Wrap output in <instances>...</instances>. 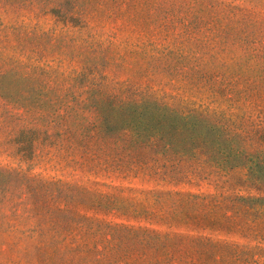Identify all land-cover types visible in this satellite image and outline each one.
I'll return each mask as SVG.
<instances>
[{"label":"rangeland","instance_id":"1","mask_svg":"<svg viewBox=\"0 0 264 264\" xmlns=\"http://www.w3.org/2000/svg\"><path fill=\"white\" fill-rule=\"evenodd\" d=\"M59 1L64 8L78 4L74 0H0V167L16 169L25 178L60 180L63 184L55 186L67 201H61L62 195L54 197L57 190L48 187L45 192L51 197L41 191L46 207L40 201L32 205L24 198L25 184L17 186L10 180L11 203L0 196V264H167L168 260L178 264L192 259L264 264V236L258 234V229L264 233L263 212L244 215L236 227L222 219L221 209L208 205L204 215L201 208L175 209L169 205L171 195L163 194H219L215 200L221 194L264 195L261 187L238 185L240 169L230 171L219 187L206 182L156 184L145 177L115 175L77 150L69 153L41 143L31 144L24 152L13 142L18 129L31 125L30 113L20 105L31 101L33 89L45 86L35 65L58 64L67 74L95 62L110 84L150 79L153 87L175 93L171 87L177 86L182 96L195 99L199 86L189 84L191 58L180 55L200 49L204 39L220 30L228 40L246 34L243 41L229 45L237 55L251 51L252 46H264V0L255 2L258 12L254 11L253 26L220 3L208 5V0H84L92 28L82 30L77 19L66 21L42 10ZM109 91L103 88L104 93ZM206 94L202 89L200 95L206 98ZM245 105L250 107L243 109L251 121L264 127V89L256 91ZM34 125L47 127L44 120ZM151 189L160 191L158 197ZM61 203L71 212H57ZM74 213L83 214L84 221ZM236 219L231 216L229 221ZM114 224L142 233L115 230L119 235L112 236L105 225ZM208 241L224 244L213 249L204 243Z\"/></svg>","mask_w":264,"mask_h":264},{"label":"trees","instance_id":"2","mask_svg":"<svg viewBox=\"0 0 264 264\" xmlns=\"http://www.w3.org/2000/svg\"><path fill=\"white\" fill-rule=\"evenodd\" d=\"M74 1L78 4L70 8H64L63 1H59L55 6L42 10L66 21L77 19L81 30L91 29L84 0ZM256 1L208 0V5L220 3L231 15L238 14L239 18L247 19L248 24L253 26L256 24L254 11L258 12ZM245 36L237 35L228 40L220 30L218 34L204 39L205 45L200 49L195 47L180 55L191 58L188 71L193 78L189 84L199 86L195 99L182 96L177 86L171 87L175 93L153 87L150 79L143 83L125 80L110 84L95 62L80 65L67 74L59 70L58 64L35 65L39 77L46 81L45 86L33 89L31 101H23L20 105L30 113L31 125L18 129L13 142L17 149L24 152L31 144L37 147L41 143L51 149L55 146L66 149L69 153L77 150L87 159L97 160L98 165L115 175L145 177L156 184L206 182L219 187L226 182L230 171L240 169L242 178L239 186L250 184L257 190L259 187L264 189V127L251 121L243 109L250 108L245 105L246 100H250L256 91L264 89V46H252L251 51L241 55L231 52L230 43L243 41ZM227 52L229 55L224 56ZM101 60L106 63L108 58ZM106 86L110 91L104 93ZM202 89L208 92L206 98L200 95ZM240 100L245 101L240 103ZM43 120L47 127L34 125ZM25 176L16 169L0 167V196H6L5 202L10 204L12 201L8 182L13 180L17 186H21V182L25 184L22 189L24 198L32 205L40 201L44 206L41 191L45 197H51L48 190L45 192L48 187L51 191L57 190L54 197L62 195L61 201L67 203L66 194H61L55 186L63 184L60 180L46 181L38 176ZM26 180L32 183H26ZM151 190L149 192L158 197L160 191ZM163 194L171 195L169 205L175 209L187 211L201 208L203 215L208 205L221 209L222 219L236 227L244 215L264 213V195L221 194L223 197L215 200L219 194L169 191ZM61 204L57 212L63 215L71 212L69 207ZM226 211L230 214L227 215ZM76 213L84 221L83 214ZM231 216H237L235 223L229 221ZM116 225H105L112 236L119 235L115 230L142 233L140 229L133 231L130 227ZM258 234L264 236L260 229ZM204 243L213 249H219L224 244L223 241ZM252 263L246 260L245 264ZM153 264H158V261ZM167 264L171 261L168 260ZM178 264L221 262L218 259H192L180 260Z\"/></svg>","mask_w":264,"mask_h":264}]
</instances>
